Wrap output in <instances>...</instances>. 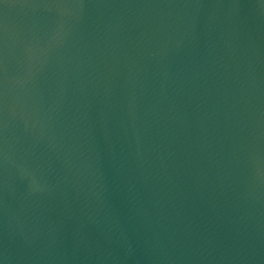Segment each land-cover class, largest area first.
I'll use <instances>...</instances> for the list:
<instances>
[{"label": "water", "instance_id": "obj_1", "mask_svg": "<svg viewBox=\"0 0 264 264\" xmlns=\"http://www.w3.org/2000/svg\"><path fill=\"white\" fill-rule=\"evenodd\" d=\"M0 264H264V0H0Z\"/></svg>", "mask_w": 264, "mask_h": 264}]
</instances>
